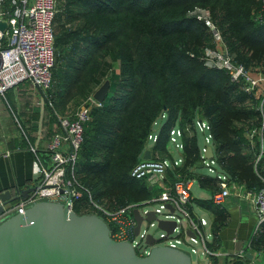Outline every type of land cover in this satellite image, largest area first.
I'll list each match as a JSON object with an SVG mask.
<instances>
[{
    "label": "trees",
    "instance_id": "16d2710c",
    "mask_svg": "<svg viewBox=\"0 0 264 264\" xmlns=\"http://www.w3.org/2000/svg\"><path fill=\"white\" fill-rule=\"evenodd\" d=\"M58 2L55 64L44 93L47 106L63 113L105 78L110 81L105 99L92 109L91 120L84 125L75 164L76 178L90 191L93 202L117 209L157 196L159 189L150 188L145 178L132 176L131 170L147 147L153 154L157 151L161 157L173 159L176 154L170 149L169 132L175 126L183 129V161L168 169V181L192 180L210 194L219 190L218 179L200 170L204 164L199 120L209 125L217 170L246 188L264 187L259 176H264V157L255 165L257 146L248 138L249 130L259 125V99L232 81L224 69L205 65V50L215 47L213 33L203 21L187 15L194 6L208 8L233 58L251 70H264V23L255 20L258 12L264 14V1ZM2 8L11 11V0H4ZM154 127L157 140L151 144L148 135ZM48 154L37 151L45 165ZM82 191L73 210L104 217L88 192ZM193 203L214 213L206 245L217 251L219 233L229 214L210 198L193 197L187 203L193 217ZM248 248L262 256L255 264H264V222L252 234ZM209 258L211 264L248 261L246 255L237 254L222 262L215 254Z\"/></svg>",
    "mask_w": 264,
    "mask_h": 264
},
{
    "label": "built area",
    "instance_id": "2783aa9c",
    "mask_svg": "<svg viewBox=\"0 0 264 264\" xmlns=\"http://www.w3.org/2000/svg\"><path fill=\"white\" fill-rule=\"evenodd\" d=\"M3 1L0 0V21H5L7 26L3 31L0 30V95L26 80L46 92L51 83V72L55 64V18L59 12V2L58 0H11L13 8L8 11L2 8ZM187 15L203 21L213 33L215 47L205 50L203 57L205 65L224 69L232 81L238 83L246 92L254 93L259 99L256 104L259 110V125L252 127L248 132L250 144L257 146L256 165L264 157V70L261 68L251 70L237 62L227 48L218 49V46L226 47V45L208 8L194 6ZM255 20L264 23V14L258 12ZM100 104L101 102L90 94L82 100L71 117L57 115L56 130L45 145L46 151L49 152L48 163L46 165L41 163L39 158L35 163V182L32 185L35 187L34 190L26 198L5 207L4 212L0 213V221L12 213H23L26 207L44 199L62 202L69 210H73L75 201L82 196V189H85L90 201L104 215L108 224H111V237L115 240L131 241L140 255L148 252V247L144 244L148 229L141 228L139 233L135 234L136 221L133 210L138 207L144 212L149 209L150 204L157 205L151 209L158 215L164 218H176L179 222L188 224L185 228L188 227L195 233V237L189 236V242H201L206 256L215 253L206 245L211 235L206 227L209 225L208 218L196 214L193 217L187 208V203L193 198L191 190L194 181L183 179L168 181V169L183 161L181 154L183 129L180 127L175 126L169 132L170 149L176 154L173 159L161 157L157 151L155 154L151 151L150 158H144L143 151L142 159L131 170L132 176L145 178L151 188H158L157 196L140 203H129L117 209H110L93 202L90 191L79 184L75 175V164L83 140L84 125L91 120L92 109ZM164 116L165 114H162V118ZM157 125L156 121L154 126ZM197 125L203 134L205 130L208 131L204 134L205 144L201 147L202 162L209 170L214 171L211 167V164H216L214 157L209 158L205 155L206 146L212 145L209 125L200 120ZM184 130L189 131L188 127ZM157 134L154 127L148 135L151 144L157 140ZM214 172L220 189L209 196L213 204L223 205L229 196L247 199L258 215L257 227L264 222V187L249 189L243 184L229 180L222 172ZM259 176L264 181V176L260 174ZM167 203L173 207L172 211L166 206ZM149 225L154 226L155 222L151 221ZM184 232V228L181 231L176 229L175 233L163 242L172 246H177V243L182 241L188 242L181 236ZM159 234L163 236L165 232L161 231ZM191 249L194 252L198 251L195 246ZM252 254L255 255V252ZM237 255L243 257L246 254L242 250ZM255 263L256 261L252 262Z\"/></svg>",
    "mask_w": 264,
    "mask_h": 264
},
{
    "label": "water",
    "instance_id": "95a60500",
    "mask_svg": "<svg viewBox=\"0 0 264 264\" xmlns=\"http://www.w3.org/2000/svg\"><path fill=\"white\" fill-rule=\"evenodd\" d=\"M6 26L1 20L0 30ZM109 85L106 79L93 92L94 98L102 102ZM205 155L213 157L212 145L206 146ZM150 156L151 150L145 149L143 157ZM34 188L23 190L21 196L26 197ZM18 198V195L11 197L9 191L1 192L0 213ZM166 206L173 210L170 204ZM133 216L135 234L139 233L143 222L149 225L151 221L155 222L157 231L165 232L157 237L148 230L144 238L148 247L145 255L138 254L131 241L113 239L108 222L98 213L79 214L56 200L36 201L23 213H12L0 221V264H193L188 251L163 242L176 229L184 228L189 236L195 237L183 221L164 218L153 209L142 212L138 207L134 208ZM182 243L190 244L189 241ZM246 255L253 257L251 252Z\"/></svg>",
    "mask_w": 264,
    "mask_h": 264
},
{
    "label": "crops",
    "instance_id": "0c3cea01",
    "mask_svg": "<svg viewBox=\"0 0 264 264\" xmlns=\"http://www.w3.org/2000/svg\"><path fill=\"white\" fill-rule=\"evenodd\" d=\"M44 93L32 82L26 80L0 95V193L9 191L11 197L18 195L16 202L26 198L32 192L30 191L26 197L21 196L22 191L30 188L35 182L37 151L46 150L45 145L56 130L55 117L57 115L71 117L79 106L78 103L71 102L63 113L58 112L47 106ZM82 100L83 98L80 101ZM199 188L203 195L197 196L192 192V196L208 199L210 191ZM222 206L229 217L227 224L219 233L220 247L213 253L221 262L226 256L237 254L242 250L245 254L251 252L248 245L257 228L258 220L256 210L247 199L229 196ZM193 209L197 216L208 218L207 231L210 233L214 213L196 204L193 205ZM181 236L186 240L189 239L186 232ZM206 257L207 264H211L209 256ZM247 257V264L257 261V256ZM258 257L259 260L262 258L260 255Z\"/></svg>",
    "mask_w": 264,
    "mask_h": 264
},
{
    "label": "rangeland",
    "instance_id": "374dc122",
    "mask_svg": "<svg viewBox=\"0 0 264 264\" xmlns=\"http://www.w3.org/2000/svg\"><path fill=\"white\" fill-rule=\"evenodd\" d=\"M224 48H226V47L218 46V49H220V50H224ZM105 80H106V78L104 79V81H105ZM104 81H103V82H104ZM101 84H102V83H101ZM80 103H81V101H80ZM80 103H79V104H80ZM258 118H259V117H258ZM197 127H198V132H199V135H200V143H201V145H202V144L205 143L204 134H207L208 131L205 130V131H204V134H203V132L199 129V126H198V125H197ZM204 127H205V125H204ZM215 166H216V164H214V165L211 164V167L213 168L214 171H217L218 173H221V171L217 170V168H216ZM208 167H209V165H208ZM200 170H201L202 172L206 173V174H209V175H212V176H215V177H216L215 172L209 170V168H207L206 166H203V168H201ZM192 192H193L195 195H197V196H199V195H203V194L200 192V188H199V186H198V184H197L196 182H193ZM15 202H16V201H15ZM156 206H157L156 204H150V205H148V208L151 209V208H154V207H156ZM206 227H207V229L209 228L208 225H207ZM142 229H143V230H147V229H148L151 233H154L157 237L159 236V233H160V231H157L156 226H150V225H148L147 222H143V224H142ZM138 239H139V238H138ZM177 246H179V247L185 249L186 251H188V252L191 254L193 264H207V263H208V258L206 257V255H205L204 252H203V248H202V244H201V242H190V244H184V243H182V242H179V243H177ZM192 246H195V247L197 248L198 251H197V252H194V251L191 249ZM253 256H256V253H255V255H253ZM261 259H262V258H260V260H259V257H257L258 262L262 261ZM250 264H252V262H251Z\"/></svg>",
    "mask_w": 264,
    "mask_h": 264
}]
</instances>
